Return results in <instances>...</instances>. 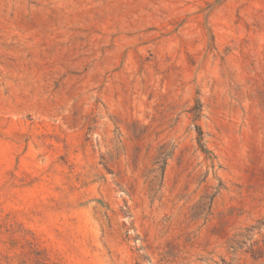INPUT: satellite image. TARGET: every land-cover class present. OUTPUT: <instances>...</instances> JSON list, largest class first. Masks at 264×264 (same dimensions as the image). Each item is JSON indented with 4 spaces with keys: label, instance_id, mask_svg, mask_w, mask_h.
Segmentation results:
<instances>
[{
    "label": "rangeland",
    "instance_id": "374dc122",
    "mask_svg": "<svg viewBox=\"0 0 264 264\" xmlns=\"http://www.w3.org/2000/svg\"><path fill=\"white\" fill-rule=\"evenodd\" d=\"M0 264H264V0H0Z\"/></svg>",
    "mask_w": 264,
    "mask_h": 264
}]
</instances>
